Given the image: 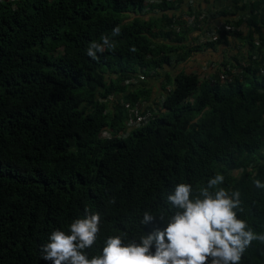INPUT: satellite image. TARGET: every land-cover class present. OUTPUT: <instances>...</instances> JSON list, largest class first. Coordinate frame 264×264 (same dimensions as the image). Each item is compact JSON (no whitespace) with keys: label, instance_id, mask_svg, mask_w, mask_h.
Masks as SVG:
<instances>
[{"label":"trees","instance_id":"16d2710c","mask_svg":"<svg viewBox=\"0 0 264 264\" xmlns=\"http://www.w3.org/2000/svg\"><path fill=\"white\" fill-rule=\"evenodd\" d=\"M143 2L0 3V264H52L41 246L86 209L101 215L89 258L110 236L139 240L167 226L177 184L196 190L217 174L220 187L240 192V219L264 233V190L255 186L264 182V0L243 4L239 30L195 46L192 29L171 30L183 23L168 14L172 6L146 14ZM228 37L242 49L237 56L203 76L166 75L159 107L146 106L147 124L127 131L120 101L147 103L144 78ZM93 42L104 46L96 59L87 55ZM145 211L157 218L142 226ZM241 264H264V244L254 241Z\"/></svg>","mask_w":264,"mask_h":264},{"label":"clouds","instance_id":"9594fccd","mask_svg":"<svg viewBox=\"0 0 264 264\" xmlns=\"http://www.w3.org/2000/svg\"><path fill=\"white\" fill-rule=\"evenodd\" d=\"M119 34L120 28H114L112 35ZM102 39L103 45L110 46L107 36ZM103 51L104 46L93 42L87 55L96 59L97 53ZM224 180L217 174L196 190L191 184H177L167 195V203L175 212L167 221L159 217L167 225L163 230L127 243L118 235L110 236L102 254L91 258L86 250L97 242L101 215L86 209L85 217L75 219L68 233L55 230L50 234L49 241L41 246L42 259L52 264H241L254 241L264 244V233L253 231L246 220L240 219L244 212L241 194L220 187ZM255 186L264 190L260 180L255 181ZM156 218L145 211L140 223L149 225Z\"/></svg>","mask_w":264,"mask_h":264},{"label":"crops","instance_id":"0c3cea01","mask_svg":"<svg viewBox=\"0 0 264 264\" xmlns=\"http://www.w3.org/2000/svg\"><path fill=\"white\" fill-rule=\"evenodd\" d=\"M195 3L201 10L209 15L207 27L210 29L217 26L221 21H237L246 15L245 8H242L244 3L247 5L245 0H195ZM185 5L186 4L184 3L181 6V12H184ZM168 14L175 15L173 11H168ZM148 15H150L149 17H154L153 13ZM155 15L159 16L161 14L158 13V15ZM244 25L245 22L243 21L241 26L243 27ZM198 38L199 33L195 32L191 35L189 41L195 46L198 45ZM227 42L228 44H217L213 49L208 48L195 52L180 64L172 62L170 66H165L159 71V75L144 78L140 85L150 91V97L145 105L155 109L154 104H160L164 95V88L162 87L166 81V75L173 78L175 75L183 71L185 73L197 72L203 76L205 73L208 74L212 72L221 63L228 62L233 56H237L242 50L241 47L238 46L236 40L231 39L230 37L227 38ZM170 89H172V85H167L165 87L166 91H169Z\"/></svg>","mask_w":264,"mask_h":264},{"label":"built area","instance_id":"2783aa9c","mask_svg":"<svg viewBox=\"0 0 264 264\" xmlns=\"http://www.w3.org/2000/svg\"><path fill=\"white\" fill-rule=\"evenodd\" d=\"M7 0H0V3L5 2ZM17 1V0H11ZM259 2L262 0H245L246 3L250 2ZM185 5L184 12L180 11V8L183 4ZM170 5L173 8V12L175 16L180 17L181 21L183 22L180 25L173 24L170 26L171 30L175 32H180L181 28L192 29L193 32L199 33L198 43L197 44H206V43H213L215 42L221 33H233L238 30V27H235L233 22L236 21H221L217 26L214 28L207 27V23L209 20V15L201 10L195 3V0H144L143 2V12L148 13L152 7H155V11L159 12V5ZM235 72V69H230ZM145 69L142 70L144 72ZM264 73V72H263ZM231 76L223 77L225 82L231 81ZM143 79V76L135 77L129 81L127 84L129 85H137L140 80ZM112 98L108 99V102H112ZM120 104L124 106L129 111V118L126 122L127 131L138 129L143 125L147 124L149 118L152 115V112L147 110L145 103H137L134 106L128 105L120 101ZM126 133H120V136L125 137Z\"/></svg>","mask_w":264,"mask_h":264},{"label":"rangeland","instance_id":"374dc122","mask_svg":"<svg viewBox=\"0 0 264 264\" xmlns=\"http://www.w3.org/2000/svg\"><path fill=\"white\" fill-rule=\"evenodd\" d=\"M153 104H154V103H153ZM112 105H113V102H110V106H112ZM154 106H155V107H159V103L154 104ZM155 110H156V109H155ZM233 175L237 177V176L239 175V173H238V172H234Z\"/></svg>","mask_w":264,"mask_h":264}]
</instances>
